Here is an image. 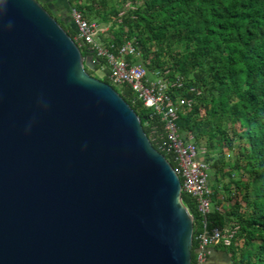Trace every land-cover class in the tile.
I'll use <instances>...</instances> for the list:
<instances>
[{"label": "water", "instance_id": "obj_1", "mask_svg": "<svg viewBox=\"0 0 264 264\" xmlns=\"http://www.w3.org/2000/svg\"><path fill=\"white\" fill-rule=\"evenodd\" d=\"M38 0H0V264H190L178 175Z\"/></svg>", "mask_w": 264, "mask_h": 264}, {"label": "trees", "instance_id": "obj_2", "mask_svg": "<svg viewBox=\"0 0 264 264\" xmlns=\"http://www.w3.org/2000/svg\"><path fill=\"white\" fill-rule=\"evenodd\" d=\"M83 1L74 6L83 18L110 24L98 32L106 46L129 40L139 54L127 59L143 65L147 75L151 72L149 78L155 70L183 77V86L173 90V97L180 95L192 103L178 112L180 133L185 138L191 134L197 147L202 144L209 152L220 153L227 148L230 155L212 163L228 181L215 179L210 185L215 206L208 217L210 225L237 227L226 247L234 264H264V0ZM43 6L73 37L70 22ZM80 49L83 55L94 52L88 45ZM103 60L99 58V63ZM99 79L109 83L108 69ZM119 93L161 151L153 139L163 130L159 116L135 100L130 87ZM204 156L210 160L207 152ZM181 198L194 217L190 264H195L197 201L183 191Z\"/></svg>", "mask_w": 264, "mask_h": 264}, {"label": "built area", "instance_id": "obj_3", "mask_svg": "<svg viewBox=\"0 0 264 264\" xmlns=\"http://www.w3.org/2000/svg\"><path fill=\"white\" fill-rule=\"evenodd\" d=\"M71 19L75 25L73 40L79 47L88 45L95 52L92 53L94 58L107 61L109 81L130 87L135 94L134 99L141 100L144 107L159 116L163 130L153 139L161 151L173 160L174 165H171L180 179L181 192L194 196L197 201L199 229L194 260L195 264H202L211 246L228 247L231 244L237 227L210 225L208 217L213 202L208 180L209 162L204 152L192 142L190 134L187 138L183 137L176 122L181 107L191 106L192 103L180 95L173 97V90L183 86V77L178 73L169 76L168 70H155L154 77L149 78L143 65L127 59L130 55L139 54L133 42L128 40L117 47L113 44L106 46L98 37L101 29L83 18L75 7L71 8Z\"/></svg>", "mask_w": 264, "mask_h": 264}, {"label": "rangeland", "instance_id": "obj_4", "mask_svg": "<svg viewBox=\"0 0 264 264\" xmlns=\"http://www.w3.org/2000/svg\"><path fill=\"white\" fill-rule=\"evenodd\" d=\"M41 4H45V6L50 9L53 14L58 17V18H65L67 21L70 22L71 26H73V28H75V25L71 19V8H73L75 6V4L77 5L78 3H84L83 0H38ZM70 1V2H69ZM42 4V5H43ZM122 7H120L121 9ZM97 28L99 27L101 30L100 31H106L109 27L110 24L106 23V24H96ZM98 28V29H99ZM99 36V34H98ZM99 60V59H98ZM98 68L96 69V67L93 70L90 75L96 77V78H103L105 75L106 70L108 69V63L107 61L104 59L102 61V63L97 65ZM149 77L151 76V72L148 73ZM109 81V80H108ZM109 83L118 91L121 92L123 87L125 85H119V84H114L111 81H109ZM191 135V134H190ZM192 136V135H191ZM199 145V144H198ZM200 151L203 152H207L208 157L210 158L209 162V169H208V180H209V185H211L212 183H214L215 179H220L223 182H227L228 181V176L227 174L223 175L221 171L215 170V168L212 167V163L214 161H218V159H223L224 161L230 159V155L227 152V148L223 149V152H217V150L215 152H209L206 147L204 145H199L198 146ZM207 150V151H206ZM218 177V178H216ZM233 186V185H232ZM212 189V188H211ZM232 193H234V189L232 188ZM227 206H230V204L228 202L224 203ZM214 204L212 205L213 208ZM229 225V224H228ZM227 226V225H226Z\"/></svg>", "mask_w": 264, "mask_h": 264}, {"label": "crops", "instance_id": "obj_5", "mask_svg": "<svg viewBox=\"0 0 264 264\" xmlns=\"http://www.w3.org/2000/svg\"><path fill=\"white\" fill-rule=\"evenodd\" d=\"M202 264H234V259L229 249L217 244L209 248L206 259Z\"/></svg>", "mask_w": 264, "mask_h": 264}, {"label": "flooded vegetation", "instance_id": "obj_6", "mask_svg": "<svg viewBox=\"0 0 264 264\" xmlns=\"http://www.w3.org/2000/svg\"><path fill=\"white\" fill-rule=\"evenodd\" d=\"M85 68L89 69L87 66H84Z\"/></svg>", "mask_w": 264, "mask_h": 264}]
</instances>
